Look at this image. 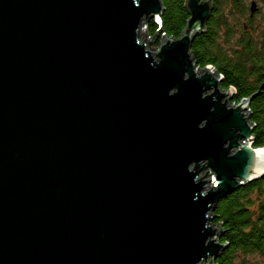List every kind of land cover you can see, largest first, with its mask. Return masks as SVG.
I'll return each mask as SVG.
<instances>
[{"label":"water","instance_id":"95a60500","mask_svg":"<svg viewBox=\"0 0 264 264\" xmlns=\"http://www.w3.org/2000/svg\"><path fill=\"white\" fill-rule=\"evenodd\" d=\"M186 8L152 48L162 0H0V264H215L264 146L192 56L214 0Z\"/></svg>","mask_w":264,"mask_h":264},{"label":"trees","instance_id":"16d2710c","mask_svg":"<svg viewBox=\"0 0 264 264\" xmlns=\"http://www.w3.org/2000/svg\"><path fill=\"white\" fill-rule=\"evenodd\" d=\"M186 1L162 0V32L155 47L163 35L175 39L182 35L189 19ZM214 3L215 14L207 30L195 38L192 56L200 69L212 66L222 75L223 89H235L232 102L252 98L250 121L255 124L254 144L264 146V88H261L264 83V29L244 30V36L235 40V29L228 18L234 16L232 21L241 27L238 17H243L249 6L245 0H214ZM147 26L152 36L160 28L153 19ZM213 214V223L223 228L221 241L227 243L215 264H248L251 257L264 260V177L222 199Z\"/></svg>","mask_w":264,"mask_h":264},{"label":"flooded vegetation","instance_id":"af4514ba","mask_svg":"<svg viewBox=\"0 0 264 264\" xmlns=\"http://www.w3.org/2000/svg\"><path fill=\"white\" fill-rule=\"evenodd\" d=\"M246 5L249 6L247 8V13L243 17H238L241 21V27L238 26L237 22L233 21V27L236 31H262L264 29V0H251L250 5L247 4V0H245ZM252 2H256L257 4V10L255 12H252L251 10V4ZM215 12V8L213 11V14ZM226 13L229 14V11L227 10ZM235 13V12H234ZM212 14V16H213ZM236 16V14H234ZM210 18L209 22L212 20V17ZM262 16V21L259 19V17ZM235 18V17H234ZM208 22V23H209ZM208 25V24H207Z\"/></svg>","mask_w":264,"mask_h":264},{"label":"rangeland","instance_id":"374dc122","mask_svg":"<svg viewBox=\"0 0 264 264\" xmlns=\"http://www.w3.org/2000/svg\"><path fill=\"white\" fill-rule=\"evenodd\" d=\"M250 1L251 0H247V4L248 5H250ZM234 16H231V18H233ZM231 18H228L229 19V21H230V23H233V21H232V19ZM259 19H261V21H262V16H260L259 17ZM147 30V31H146ZM142 31H143V34H145L146 33V37H145V41H146V43L148 42V40L150 39V37L152 36V35H150L149 34V30H148V26L147 25H144L143 27H142V29L140 30V36H142ZM234 35H235V40L237 39V38H239V37H243L244 36V32L243 31H234ZM151 47L152 48H155V46H154V44L153 45H151ZM255 263H257V264H264V260L263 259H261V258H256V257H251L250 258V260H249V263L248 264H255Z\"/></svg>","mask_w":264,"mask_h":264}]
</instances>
